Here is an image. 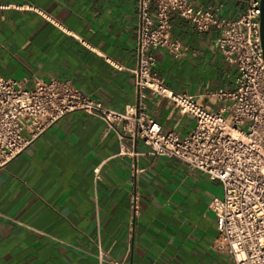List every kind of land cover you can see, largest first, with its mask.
<instances>
[{
	"label": "crops",
	"instance_id": "obj_1",
	"mask_svg": "<svg viewBox=\"0 0 264 264\" xmlns=\"http://www.w3.org/2000/svg\"><path fill=\"white\" fill-rule=\"evenodd\" d=\"M192 2L220 4V14L231 19L245 7V0ZM0 5L7 6H0V77L25 88L35 80H69L118 111L136 102L138 0ZM170 23L182 54L156 51L155 73L172 91L199 95L217 110L203 95L234 88L237 75L214 45L218 31H197L175 13ZM147 108L164 130L183 136L194 125L165 98L152 97ZM133 189L139 195L134 221ZM222 195L220 181L176 158L150 155L139 139H120L99 117L75 111L0 170V264H235L217 247L208 207Z\"/></svg>",
	"mask_w": 264,
	"mask_h": 264
},
{
	"label": "built area",
	"instance_id": "obj_2",
	"mask_svg": "<svg viewBox=\"0 0 264 264\" xmlns=\"http://www.w3.org/2000/svg\"><path fill=\"white\" fill-rule=\"evenodd\" d=\"M260 1L245 0L243 12L231 19L220 14V4L203 8L192 0H138L137 64L133 70L136 102L123 111L104 107L69 80H35L32 87L25 88L13 79L0 77V170L59 118L85 111L102 119L120 139H139L148 154L176 158L220 181L223 195L208 205L219 231L217 247L229 253L235 264H264ZM27 8L49 18L37 8ZM173 13L197 31L216 29L215 47L224 61L237 69L234 88L203 95L219 104L217 110L205 105L199 95L172 91L154 71L156 51L164 50L174 58L182 54L183 44L171 35ZM81 43L88 47L84 41ZM106 61L122 69L116 61ZM154 96L167 99L180 113L192 117L193 127L183 136L164 130L147 108ZM138 211L139 195L133 189L132 221Z\"/></svg>",
	"mask_w": 264,
	"mask_h": 264
},
{
	"label": "water",
	"instance_id": "obj_3",
	"mask_svg": "<svg viewBox=\"0 0 264 264\" xmlns=\"http://www.w3.org/2000/svg\"><path fill=\"white\" fill-rule=\"evenodd\" d=\"M260 34L263 48V58H264V0L260 1Z\"/></svg>",
	"mask_w": 264,
	"mask_h": 264
}]
</instances>
